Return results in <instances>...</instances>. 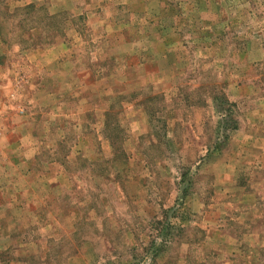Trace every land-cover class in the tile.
I'll return each instance as SVG.
<instances>
[{
    "label": "rangeland",
    "instance_id": "1",
    "mask_svg": "<svg viewBox=\"0 0 264 264\" xmlns=\"http://www.w3.org/2000/svg\"><path fill=\"white\" fill-rule=\"evenodd\" d=\"M0 264H264V0H0Z\"/></svg>",
    "mask_w": 264,
    "mask_h": 264
}]
</instances>
